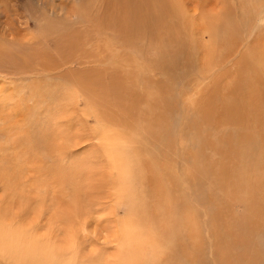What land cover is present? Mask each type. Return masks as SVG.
I'll return each mask as SVG.
<instances>
[{
	"label": "rangeland",
	"instance_id": "obj_1",
	"mask_svg": "<svg viewBox=\"0 0 264 264\" xmlns=\"http://www.w3.org/2000/svg\"><path fill=\"white\" fill-rule=\"evenodd\" d=\"M88 1L0 0V54L9 55L2 62L0 70V246L15 248L16 243L19 246L17 250L27 254L20 241L26 238L35 247L39 244L38 251L46 249L53 255L59 248H64V264H136L137 261L177 264L163 258L157 248L152 251L150 244H147L150 257L146 258L143 252L145 258L136 259L129 239L133 237L128 231L133 227L129 226L133 210L140 205L141 200L148 199L150 194L159 190L151 181L154 175L152 163L147 162L143 155H136L134 160L129 156L125 164L135 169V184L128 182V174L121 171L124 160L119 155L125 156L127 149L131 148L133 152L134 148L140 147L143 141L139 135L142 123L130 125L132 127L129 128L127 121H121L125 114L117 111V107L107 106L98 100L97 95L91 97L97 99L90 103L83 101L84 96L63 78L64 72L60 74L63 70L69 73L83 69L78 63L64 65L60 60L59 64L64 65V69L46 73L40 70L42 67L37 63L38 59L35 61L30 56L35 53L41 60L48 53L60 59L59 52L55 50L57 35L54 31L62 27L64 29L66 23L74 24L80 14L74 13V9L84 6ZM175 1L179 2L181 9L184 8L182 11L187 12L185 18L192 32L190 40L196 45L191 74L180 78L181 81L174 85L165 75L150 73L147 79L151 83L161 82L165 102L173 98V93L177 94L174 115L182 126H186L198 117L199 103L210 95L213 85H225L233 80L231 76L224 78L223 73L235 67L245 49H251L252 59L261 56L258 42L264 43V0H251L255 4L253 18L236 34L235 48L225 57L224 68L215 66L218 55L224 51L214 47L211 60L213 69L208 73L204 70L207 60L203 47L211 41V33L202 26L201 17L208 14L207 20L212 24L224 23V20H217L215 13L219 20L225 17L233 23L239 19L241 25L242 0ZM222 11L224 17L220 16ZM228 14L230 18L226 17ZM39 33L41 36L38 38ZM224 36L222 32L220 38ZM85 43L81 49H77L80 51H76L77 54L73 52L74 49L72 53L67 50L66 54L77 60L84 50L82 48H93L91 43ZM69 57L67 62L71 61ZM98 66L101 67V64ZM70 80L76 81V78L72 76ZM34 89L37 96H34ZM141 97H145V103L153 101L147 91L139 89L135 95L136 101H142ZM216 97L223 105L233 95L222 90ZM73 100H78L77 107ZM143 102L137 101L136 107L134 104L137 109L134 108V112L136 110L139 114V110L146 111L147 106ZM223 120L219 119L208 127L213 142L238 130V127L225 125ZM196 135L192 130L183 133L177 131L173 144L166 152L173 157L172 178L185 177L190 184L194 178L196 195L200 194L199 188L202 187L206 197H210L213 194L211 182L206 179L205 185L199 186V175L195 173V155L199 151ZM204 150L209 158H216L211 145ZM169 167H166L165 172L164 201L177 203L180 194L190 189L184 182H181V185L185 184L183 189L169 188ZM175 169L177 174H174ZM192 169L195 176L192 175ZM246 170L253 178L252 171ZM141 181H151V185L144 187ZM135 185H138L137 194L132 191ZM215 194L223 199L230 197L223 189ZM201 203H195L197 220L208 227L197 232V248L204 250L205 257L210 259L214 242L212 231H215L206 214V205ZM230 207L233 211L219 208L225 219L231 213L233 216L243 214V203L234 201ZM157 219V227L171 221L167 212ZM8 257V253L0 251V264H13Z\"/></svg>",
	"mask_w": 264,
	"mask_h": 264
},
{
	"label": "bare ground",
	"instance_id": "obj_2",
	"mask_svg": "<svg viewBox=\"0 0 264 264\" xmlns=\"http://www.w3.org/2000/svg\"><path fill=\"white\" fill-rule=\"evenodd\" d=\"M90 1L88 5H82L81 10L74 9V13L77 15L80 13L74 24L66 23L64 29L63 27L61 30L55 29L54 33L57 35L55 50L59 52L60 59L48 53H45L41 60L35 53L30 56H33L35 61L38 59L37 63L42 67L40 70L46 73L64 69V65L68 63H78L83 69L69 73L63 70L60 74L64 72L63 78L76 92L84 96L83 101L90 103L98 98L107 106L109 104L110 107H117V111L125 114L121 121L124 123L127 121L129 128L132 127L130 125L142 123L139 135L143 141L140 147L134 148L133 152L130 151L131 148L127 149L125 156L119 155L121 160H124L121 171L125 175L128 174V182L133 184L137 180L135 169L125 166L129 156L134 160L136 155H143L147 162L151 161L154 173L151 181L159 189L150 194L148 199L141 200L140 205L132 212L133 217L129 226L133 227L128 231L133 235L129 239L132 241L134 257L136 259L150 257L147 253V244H150L152 251L157 248L163 258L177 264H236L237 261L239 264H264V43L258 42L261 56L255 59L250 56L251 49L242 52L234 69H227L223 73L224 78L231 76L233 80L225 85H213L210 95L199 103L198 117L188 125L182 126L174 115L177 94L173 93V98L165 102L161 82L151 83L147 77L151 75L150 73L165 75L174 85L191 74L190 68L194 63L192 59L196 45L190 40L192 32L185 18L187 12L182 11L184 8L181 9L179 2L175 0ZM261 4L262 2L258 7ZM254 7L255 4L251 0H242L241 25L239 19L233 23L227 21L223 11L220 16L224 19L220 20L214 13L219 22L225 21L217 25L207 20L210 15H202V26L208 28L211 33V41L202 46L207 60L204 69L206 73L213 69L211 60L214 47L224 51L218 55L215 66L225 67L226 64L223 62L235 48L236 34L252 20ZM226 17L230 18V15ZM205 27L202 28L206 29ZM222 32L225 36L220 38ZM39 36L40 33L38 38ZM85 41L91 43L93 48L87 49L88 46L82 48L84 50L77 60L74 61V56V59H71V56L66 54L67 50L70 53L72 49H76L73 52L79 51L77 49L83 43L86 44ZM8 56V53L0 54V70L2 62ZM68 57L70 62H67ZM60 60L64 65L59 64ZM100 64L101 67L98 66ZM59 65L62 67H58ZM24 71L27 69L24 68ZM72 76L76 81L70 80ZM139 89L147 91L153 101L145 103L143 102L145 97H141L142 101L137 99L147 106L145 112L139 110L138 114L135 108L138 104H135L137 102L135 95L139 93ZM222 90L233 95L223 105L216 97ZM36 94L38 93L35 91L34 96ZM95 95L96 99L91 98ZM73 104L77 107L78 100H73ZM219 119H224L225 125L238 127V130L225 134L213 142L208 127ZM186 130H192L197 134L195 141L199 144V151L198 155H195V173L199 175L197 176L199 186L205 185L206 179L211 182L213 194L210 197H206L202 187L199 188L200 194L196 195L194 178L192 184L181 175L182 179L172 178L173 157L168 155L166 150L173 144L177 131L183 133ZM208 145L212 146L216 158H209L205 153L204 149ZM169 165L167 174L170 178L166 177L170 182L169 188L183 189L185 184L181 185V182H184L190 189L180 194L177 203L164 201L166 199L163 195L164 179L166 167ZM246 168L252 171L253 178ZM195 173L192 169L193 176ZM174 174H177L176 169ZM151 181L141 182L144 187H149ZM221 189L227 191L231 198L218 197L215 193ZM132 191L137 194L138 185H135ZM234 201L243 203V214L233 216L231 213V216L225 219L219 208L233 211L230 206ZM198 202L206 205V214L215 231L211 230L214 242L210 259L205 257L204 250L197 248V232L200 233L203 227H208L206 223L202 225L197 220L195 203ZM164 212H167L171 221L157 227L156 223L159 222L157 217ZM20 241L23 242L25 247L23 249H26L27 254L17 250L19 246L16 243L15 248L0 246V251L8 253V258L13 264H64L62 257L64 248H59L53 255L46 249L38 251L39 244L35 247L27 242L26 238ZM143 252L145 257L142 256ZM136 264L146 263L137 261Z\"/></svg>",
	"mask_w": 264,
	"mask_h": 264
}]
</instances>
